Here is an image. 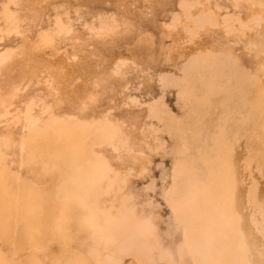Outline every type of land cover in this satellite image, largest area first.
Returning <instances> with one entry per match:
<instances>
[{
  "label": "bare ground",
  "instance_id": "6f19581e",
  "mask_svg": "<svg viewBox=\"0 0 264 264\" xmlns=\"http://www.w3.org/2000/svg\"><path fill=\"white\" fill-rule=\"evenodd\" d=\"M66 2L7 0L1 8L4 24L1 27L13 31L14 38L20 43L17 48L0 52V80L4 84L3 92L0 91V120L6 121L4 127L9 129L6 133V130L0 132V240L11 245L15 254H23L35 264H90L86 257L72 250L74 244L80 243L74 238L76 232L89 233L106 247L115 242V237L108 233L109 227L124 229L105 207V201L121 191L123 183H116L120 177L116 180V174L112 176L115 168L107 161L101 146L109 143L116 149L113 139L118 130L109 114L95 112L90 116L93 109L87 120L80 118L77 109L86 114L89 103L96 99L88 87L101 86L105 83L103 74L113 65L114 69H120L127 62L116 60V55L110 51L113 47L110 43L112 45L115 40L101 46L108 52H103L98 44L80 40L70 48L75 58L65 61L60 56H44L38 40L49 46L57 33L69 32L70 19H86L79 11L80 7ZM252 2L254 6L264 8V0ZM88 11L96 18L111 15L96 12L94 7ZM116 16L113 14L110 18L111 29L117 26ZM249 22L241 20L238 34L249 48L264 52L262 15L253 13ZM129 24L124 22L119 30L128 32L132 27ZM225 25L227 31L231 30L228 20ZM250 28L260 34L259 39L252 36L254 32ZM2 36L1 39H7ZM31 82L48 90V95L55 99L58 112L64 110V106L66 110L68 107L63 104L60 109L62 103L58 96L66 95L72 101L78 99L77 111L75 105L71 109L76 114L32 115L31 110L36 105L42 113L51 107L47 101L42 100L44 103L41 104L33 99L22 103L21 115L12 111L17 106L13 96L26 90ZM224 84L221 76L211 77L212 90L220 92L230 103L227 124L224 123L228 117L224 103L216 101L215 95L206 87H198L196 91L197 99L205 105L204 121L198 124L206 132L203 147L206 154L202 163L205 170L200 179L191 182L189 196L179 207L194 234L193 239L202 246L200 264H264V64L245 92L233 88L224 91ZM158 115L168 116L165 113ZM22 120L23 127L20 126L24 129L18 130L23 131L22 135L18 139L17 135L12 137L11 127L17 128ZM192 123L186 127L190 142H194L195 126ZM2 147L6 150L18 148L20 166H25L40 184L21 189L20 199L6 184L8 175L13 176V173ZM14 180L17 182L18 177ZM115 183L117 188L113 187L117 186ZM257 213L262 216L261 228L256 225L259 222ZM14 219L21 222V226L14 224ZM126 244L119 243L117 250ZM113 257H109L110 262ZM0 264H12L4 256L1 245Z\"/></svg>",
  "mask_w": 264,
  "mask_h": 264
},
{
  "label": "rangeland",
  "instance_id": "374dc122",
  "mask_svg": "<svg viewBox=\"0 0 264 264\" xmlns=\"http://www.w3.org/2000/svg\"><path fill=\"white\" fill-rule=\"evenodd\" d=\"M2 1L0 29L6 31H0V35L7 39H1L0 36V41H4V44L0 42V52L17 48L20 43L14 38L13 31L11 33L4 26L1 27L4 25L1 8L7 0ZM65 1L80 7L79 11L86 19H70L69 32L57 33L49 46H44L38 40L44 56H60L67 61L75 58L70 48L76 41L98 44L100 48L104 42L115 40L116 43H110L113 46L110 51L114 52L116 60L127 62L125 67L114 69L113 65L103 74L105 83L101 86L93 89L88 87V91L93 90L96 99L89 103L90 109L85 111L86 114L79 113L77 109L80 118L87 120L95 112L109 114L113 126L118 130L113 139L116 149H112L115 147L109 143L101 146L105 148L103 153L106 152L107 161L115 168L112 176L118 174L114 176L116 180L120 177L116 183H123L121 191L115 192L112 198L105 201V207L124 229L109 227L108 233L115 237V242H110L106 247L89 233L77 231L74 238L80 243L72 246L73 252L82 254L90 264H200L202 246L193 239L194 234L179 207L183 199L189 196L191 182L200 179L205 170L202 163L206 154L203 148L206 132L204 127L198 125L204 121L205 105L197 99L196 91L198 87H206L215 95L216 101L224 103L228 116L224 123L227 124L230 103L221 97L220 92L212 90L211 77L218 75L223 78L224 91L231 88L246 91L264 64V52L249 48L242 41L238 30L241 20L250 24L253 13L261 14L264 21V8L254 6L252 0ZM92 7L98 10L96 12L111 15L91 17L88 9ZM113 14L117 15L118 21L117 26L111 29L110 18ZM226 20L232 26L229 31ZM124 22L132 24L130 30L126 29L128 32L119 30ZM23 27L28 29L27 25ZM250 30L254 32L252 36L259 39L260 34ZM91 45L88 46L91 48ZM2 84L0 80L1 92L4 90ZM40 86L31 82L26 90L14 95L17 106L12 111L21 115L24 107L22 103L33 99L41 104L47 101L46 104H51V107L48 112L42 113L36 105L31 110L32 115L48 116L50 112H57L59 116L76 114L78 99H74L77 100L74 102L66 95L58 96L62 103L60 109L63 104L70 108L66 106V110L64 106V110L58 112L55 99ZM72 105H75L76 111L71 110ZM93 109L95 111L92 112ZM158 113L168 116L162 118ZM239 114H243L241 110ZM2 121L0 132L6 130V133L9 129L4 127L6 121ZM21 123L23 120L17 124V128L11 127L12 137L17 135L18 139L22 135L23 131L18 132L22 129ZM191 123L195 126L192 132L194 142L189 141L186 129ZM196 130L201 133L195 134ZM212 134L214 137V132ZM229 142L232 141L229 139ZM4 149L3 153L8 157L7 163L10 162L8 165L13 173V176L8 175L6 184L20 199L21 189L40 184L25 166H20L18 148L5 149L8 152ZM15 177H18L17 182ZM113 187L117 188L118 185ZM257 218L259 222L256 225L261 228V213H257ZM13 223L21 226V222L15 219ZM3 241L0 240L3 254L12 264H35L23 254H15L11 245ZM125 242L126 246L117 250V245ZM110 256H114L112 262L109 261Z\"/></svg>",
  "mask_w": 264,
  "mask_h": 264
}]
</instances>
